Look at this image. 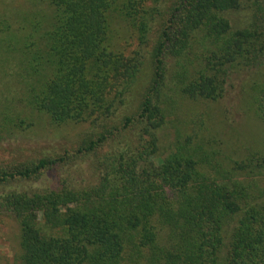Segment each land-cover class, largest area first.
Instances as JSON below:
<instances>
[{"label":"trees","instance_id":"trees-1","mask_svg":"<svg viewBox=\"0 0 264 264\" xmlns=\"http://www.w3.org/2000/svg\"><path fill=\"white\" fill-rule=\"evenodd\" d=\"M42 1L1 63L29 113L100 132L64 154L0 162V214L19 231L13 264H264V154L218 167L205 139L164 153L160 137L173 98L224 101L263 68L264 0ZM252 7L233 25L229 13ZM130 32L138 49L126 56L117 43ZM259 77L244 97L264 122ZM23 114L3 113L0 132L41 121ZM79 160L90 180L54 173Z\"/></svg>","mask_w":264,"mask_h":264},{"label":"rangeland","instance_id":"rangeland-1","mask_svg":"<svg viewBox=\"0 0 264 264\" xmlns=\"http://www.w3.org/2000/svg\"><path fill=\"white\" fill-rule=\"evenodd\" d=\"M145 3L150 6L152 0H146ZM41 7L44 8V11L46 10V1L0 0V116L5 112L11 114L24 112V116L41 120L37 121L38 123L33 128H22L23 130L12 129L13 126L10 125L11 135H13L11 137L3 133L4 131L0 132V162L10 163L18 159L22 161L43 155L64 154L76 149L88 136L93 135L94 137L100 132V128H93L89 121L69 122L61 126L54 125L46 118L42 119L38 113H29L25 109V105L17 99L13 71L9 70V66H3L1 61L6 54L4 51L11 52L12 49L16 48L17 50L21 46L20 39L24 38L25 33L30 29L27 22L21 23L23 17L29 18ZM256 9V7H252L245 11H233L228 14V17L232 20L233 25H238L240 22L252 19ZM14 32L16 36L12 35ZM136 36V33L130 32L128 36L120 37L117 44L124 47L122 51L126 56L133 55L134 50L138 49ZM151 65L148 63L141 72L142 89L151 78ZM263 72L264 66L250 78L246 80L240 78L239 84L236 83L235 87H229L230 92L224 101L209 102L193 100L184 96L173 98L172 110L167 117V123L160 131L162 152L169 151L177 138L185 139L192 136L194 142L206 140L207 148H211L214 152V155L208 159L214 166L231 167L233 161L244 160L253 151L264 154V122L244 97L253 80L260 78L259 74ZM19 84L16 82L17 86ZM132 99L135 104L139 103L140 95H133ZM1 121L0 117V123ZM81 161L83 160H79L77 164L72 163L60 167L54 173L65 175L70 171L74 172L78 182L82 178L88 181L92 174L91 163ZM259 169H256V172ZM261 171V174L259 173L255 178H258V181L262 180V185H264V167L261 168ZM243 175L247 178L254 176V174L249 175L247 171H243ZM52 176L53 174L46 175L43 179L44 184L48 183ZM18 234L15 220L10 216L0 214V264L14 263L19 252Z\"/></svg>","mask_w":264,"mask_h":264}]
</instances>
